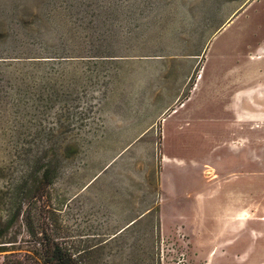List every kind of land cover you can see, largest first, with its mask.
<instances>
[{
	"label": "rangeland",
	"instance_id": "1",
	"mask_svg": "<svg viewBox=\"0 0 264 264\" xmlns=\"http://www.w3.org/2000/svg\"><path fill=\"white\" fill-rule=\"evenodd\" d=\"M258 84L264 0H0V264H264Z\"/></svg>",
	"mask_w": 264,
	"mask_h": 264
},
{
	"label": "trees",
	"instance_id": "2",
	"mask_svg": "<svg viewBox=\"0 0 264 264\" xmlns=\"http://www.w3.org/2000/svg\"><path fill=\"white\" fill-rule=\"evenodd\" d=\"M5 233L6 228L0 227V239L4 237ZM46 255L45 264H79L68 251L58 245L54 248L47 249Z\"/></svg>",
	"mask_w": 264,
	"mask_h": 264
},
{
	"label": "crops",
	"instance_id": "3",
	"mask_svg": "<svg viewBox=\"0 0 264 264\" xmlns=\"http://www.w3.org/2000/svg\"><path fill=\"white\" fill-rule=\"evenodd\" d=\"M262 72H260V73H258V74H261ZM257 74V75H258ZM252 76V75H251ZM254 76V75H253ZM250 77V75H247L245 78H246V80L248 81V78ZM257 87H264V84L263 85H261V84H258V86ZM246 96H248V94L246 95ZM212 197V193H210V198ZM211 200V199H210ZM243 200V199H242ZM244 202V201H243ZM243 202H242V204H243ZM227 210H230V209H226V211ZM226 211L224 212V213H226ZM148 211H146V213H147ZM136 221L134 220V221H132L130 224H132V223H135ZM220 227V226H219ZM221 227H222V225H221ZM215 228V227H214ZM222 228H219V230H221ZM215 230V232H216V228L214 229ZM225 230H226V228H225ZM261 251H263L264 252V250L263 249H261ZM261 251H259V248H257L256 249V252H254V254H250L248 257H256V259H254L255 260V262H257V261H259V260H262L261 258H262V256H264L263 254L264 253H261ZM260 252V253H259ZM215 257H217V255L215 256ZM217 259V258H216ZM218 261H220L219 259H217Z\"/></svg>",
	"mask_w": 264,
	"mask_h": 264
}]
</instances>
